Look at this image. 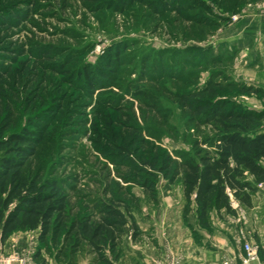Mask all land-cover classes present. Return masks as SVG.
I'll list each match as a JSON object with an SVG mask.
<instances>
[{
    "label": "rangeland",
    "instance_id": "1",
    "mask_svg": "<svg viewBox=\"0 0 264 264\" xmlns=\"http://www.w3.org/2000/svg\"><path fill=\"white\" fill-rule=\"evenodd\" d=\"M19 8L31 9L26 21L0 23V139L26 129L42 133L24 171L29 177L77 180L75 214L90 212L93 200L113 190L128 200L136 198V217L159 205L164 185L183 189L182 176L174 183L160 176L154 200L139 185L126 183L125 176L136 175L111 159L130 146L128 126L144 140L134 145L140 153L160 149L177 159L193 155L197 141L216 134L212 125L200 124L202 117L186 107L182 94L204 90L213 81L215 93L202 98L264 110L259 81L264 0H0L1 13ZM41 50L52 59H39ZM109 52L112 59L119 56L117 72L110 83L90 92L84 72L100 65ZM3 155L0 150V159ZM250 180L255 192L264 190ZM233 202L235 212L228 218L239 240L245 235L254 242L246 229V205ZM192 203L186 201L185 209ZM32 232L18 230L0 242V264L57 263L54 251L42 247ZM107 254L113 264L116 259ZM179 259L177 253L169 256L170 264ZM78 260L96 264V256L85 250Z\"/></svg>",
    "mask_w": 264,
    "mask_h": 264
},
{
    "label": "trees",
    "instance_id": "2",
    "mask_svg": "<svg viewBox=\"0 0 264 264\" xmlns=\"http://www.w3.org/2000/svg\"><path fill=\"white\" fill-rule=\"evenodd\" d=\"M31 14L29 8L0 12L3 26L18 25ZM18 54V51L16 52ZM104 56L93 70L86 68L84 76L90 92L110 83L115 59ZM37 57L52 59L47 50ZM2 74V73H1ZM217 86L210 81L204 90L182 94L186 107L200 118V124L212 125L216 134L196 142L190 156L174 158L168 151L155 149L139 152L135 144L143 141L138 129H132L130 146L112 157L114 164L132 171L136 177L125 176L154 200L156 183L162 176L170 183L182 176L183 191L189 204L195 202L200 225H211V213L222 210L234 213L233 201L252 205L256 182H264V110L255 111L223 100L204 99L203 94L215 93ZM259 92L258 89L244 88ZM193 99V100H192ZM58 107V106H57ZM43 140L42 133L26 129L0 139V242L4 244L18 230L38 231L42 247L54 251L57 263L77 264L83 250L96 256V264H112L107 252L118 259L122 238L130 233L135 240L140 232L135 217L134 200H128L110 190L104 199L93 200L90 212L75 214L72 195L77 180L29 177L24 171L27 160L35 155ZM40 253V249L38 251ZM40 254L36 257L38 258ZM43 264H47L43 261Z\"/></svg>",
    "mask_w": 264,
    "mask_h": 264
},
{
    "label": "crops",
    "instance_id": "3",
    "mask_svg": "<svg viewBox=\"0 0 264 264\" xmlns=\"http://www.w3.org/2000/svg\"><path fill=\"white\" fill-rule=\"evenodd\" d=\"M247 73L255 74L252 70ZM259 81L264 85V71ZM158 198L160 203L155 209H142L136 214L140 232L135 240L130 233L123 236L119 257L113 260V264H170L169 256L176 253L181 257L178 264H222L225 260L242 264L243 249L238 229L228 218V212L222 210L218 214L213 211L211 225L203 227L195 202L190 210L185 209L182 186L166 184L159 191ZM147 201L153 207L154 202ZM245 208L248 236L260 246V257L264 260V190H257L252 205ZM32 233L38 237L37 231ZM166 242L171 244L168 250ZM20 243L27 246L24 238Z\"/></svg>",
    "mask_w": 264,
    "mask_h": 264
},
{
    "label": "built area",
    "instance_id": "4",
    "mask_svg": "<svg viewBox=\"0 0 264 264\" xmlns=\"http://www.w3.org/2000/svg\"><path fill=\"white\" fill-rule=\"evenodd\" d=\"M259 187L264 186V182H259ZM234 202H232L233 204ZM240 239L241 247L243 249V253L240 257V261L242 264H264V260L260 257V247L258 244H255L252 241L247 240L245 235ZM232 261L225 260L222 264H232Z\"/></svg>",
    "mask_w": 264,
    "mask_h": 264
}]
</instances>
